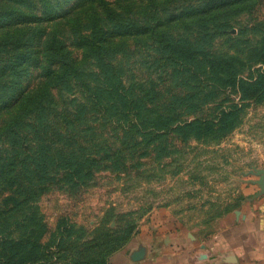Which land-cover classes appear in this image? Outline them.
Instances as JSON below:
<instances>
[{"label": "rangeland", "instance_id": "1", "mask_svg": "<svg viewBox=\"0 0 264 264\" xmlns=\"http://www.w3.org/2000/svg\"><path fill=\"white\" fill-rule=\"evenodd\" d=\"M108 1L122 12L138 2ZM180 4L184 1L166 0L159 14L176 19ZM6 8L0 3V10ZM60 11L64 18L42 27L64 40L74 56H80L82 49L75 43L87 32V7L83 0H70ZM4 20L0 21V90L7 92L9 103L0 104V159L13 156L15 150H21L16 158H22L26 150L36 168L25 160L31 168L32 175H27L31 183L21 179L17 206L11 212L7 211L12 206L8 198L16 195L11 191L14 187L0 182L4 224L0 238L20 236L32 216L42 218L50 228L57 224L62 228L45 257L31 264H111L158 216L173 218L203 237L212 235L225 213L251 200L245 188L256 184L264 190V100L240 98L235 88L211 84L203 76L197 77L203 83L183 88L171 78L170 70L158 68L151 41L146 44L140 36L123 39L115 35L111 45L113 63H119L123 71V83L133 87L135 94L141 85L146 97L152 98L141 105L138 115L124 106L119 112L99 107L90 97L99 83L92 75L87 79L90 91L52 88L57 106L45 122L30 111L22 123H15L21 95L33 93L44 80L43 59L39 63L35 58L40 49L33 34L35 20L30 16ZM221 23L209 24L214 36L211 50L247 54L250 69L259 67L254 54L264 51V2L252 14L244 9L232 14L227 25ZM174 26L169 31L175 34L194 27ZM19 30L26 33L21 48L27 57L22 62L11 43L3 41ZM244 70L247 74L248 66ZM72 99L84 102L88 114L86 120L69 127L63 116L73 106L67 105L68 112L62 101ZM234 107L238 109L236 126L228 133L219 130L218 118ZM197 120H206L197 124L200 130L184 127ZM209 125L215 132L204 134L202 127ZM77 181L81 185L73 188ZM38 191L42 194L37 196Z\"/></svg>", "mask_w": 264, "mask_h": 264}, {"label": "trees", "instance_id": "2", "mask_svg": "<svg viewBox=\"0 0 264 264\" xmlns=\"http://www.w3.org/2000/svg\"><path fill=\"white\" fill-rule=\"evenodd\" d=\"M69 1L0 0V3L9 7L4 11L0 10V16L3 17L0 21L18 16H30L35 20L36 27L33 34L40 48L36 51L35 58L39 63L43 59L44 80L33 93L25 92L21 95L16 112V116L18 113L19 115L15 123H22L30 111H33L32 114H35L38 121L45 122L47 115H52L57 106L54 100L52 101V88H56L59 92L80 87L90 91L87 79L92 75L97 76L99 83L95 85V92H92L90 97L93 96L99 107L106 112H114V110L119 112L120 107L124 106L138 115L141 105L145 106V102H150L152 98L146 97L141 85L135 94L133 87L123 83L122 68L119 63H113L112 60L114 48L111 49V45L113 41H116L115 35L123 39L140 36L146 44L151 41L154 63L161 71L165 68L170 70L171 78L179 81L185 89L192 88L198 82L203 83L197 79L198 76L199 79L203 76L211 84L235 88L240 98L264 100V51L254 54L255 58L257 57L255 61L260 66L250 69L253 66L248 61L247 54L211 50L214 36L211 35L209 27L210 23L220 21H222L221 25H227L228 18L232 14L244 9L252 14L264 0H183L184 4H180L179 16L176 19L163 18L159 14V9L164 6L166 0H137L138 2L133 3L130 11L127 12L118 10V7L113 6L108 0H83L87 7L84 23L87 32L75 43L82 49L80 56H74L64 40L46 33L42 27L64 18V12L60 9ZM28 9L30 13L26 12ZM170 25H175L176 29L194 27L187 33L182 31L181 34H175L176 32L169 31ZM25 35L23 30H19L3 39L11 43L12 49L18 52L21 62L27 57L25 48H21L25 42ZM20 48L22 50H19ZM13 64L18 66L19 63L15 61ZM13 64L9 68H12ZM247 66V74H244V68ZM91 67H94V70L88 71ZM17 68L14 69L18 70ZM159 77L162 79L160 75ZM7 97H9L7 92L0 90L1 105H8ZM62 104L68 112L67 105L73 106L70 114L64 113L63 116L64 122L69 127H72L73 122L78 123L87 119L88 109L84 102H76L72 99L63 100ZM237 112V107L223 112V117L221 115L218 118V121L221 119L219 121L221 123L217 128L226 133L230 132L236 126L234 115ZM205 123L206 120H197L185 123L184 127L198 131L201 126L197 124ZM203 129H205L204 134L207 131L215 132L212 125L202 127ZM47 150L49 151L48 146ZM19 151L21 152V150H15L13 156L0 159V176L7 171L4 178L0 180L1 185L14 187L11 191L15 194L21 186V179L25 178L28 183H31V178L27 175H32L29 173L30 166L25 162V160H31L30 153L23 150L24 157L17 159ZM32 165L36 168L34 161ZM20 170L25 173L22 174ZM32 172L35 173V170ZM72 185L73 188H78L81 182L77 181ZM35 193L37 196L42 194L39 191ZM9 197L8 201L12 206L6 205V207L8 206L7 211L11 212L17 206V194ZM3 226V220L0 217V227ZM2 229L0 228V232ZM21 229L20 236L0 238V264H31L42 260L49 246L56 242L57 234L62 231L58 224L50 228L46 221L35 216L29 218Z\"/></svg>", "mask_w": 264, "mask_h": 264}, {"label": "crops", "instance_id": "3", "mask_svg": "<svg viewBox=\"0 0 264 264\" xmlns=\"http://www.w3.org/2000/svg\"><path fill=\"white\" fill-rule=\"evenodd\" d=\"M244 189L248 198L201 236L173 218L158 216L143 227L111 264H264V190Z\"/></svg>", "mask_w": 264, "mask_h": 264}]
</instances>
